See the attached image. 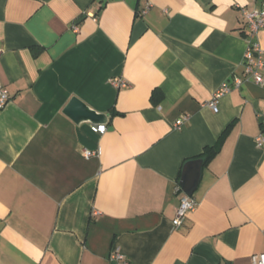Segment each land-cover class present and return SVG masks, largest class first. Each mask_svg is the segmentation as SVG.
<instances>
[{"label":"crops","instance_id":"1","mask_svg":"<svg viewBox=\"0 0 264 264\" xmlns=\"http://www.w3.org/2000/svg\"><path fill=\"white\" fill-rule=\"evenodd\" d=\"M262 1L0 0V264L264 254V82L245 80L241 64L242 9ZM257 40L264 49V29ZM222 83L214 112L207 101ZM72 97L109 115L104 132L63 113ZM232 120L201 163L196 208L174 227L184 166Z\"/></svg>","mask_w":264,"mask_h":264},{"label":"built area","instance_id":"2","mask_svg":"<svg viewBox=\"0 0 264 264\" xmlns=\"http://www.w3.org/2000/svg\"><path fill=\"white\" fill-rule=\"evenodd\" d=\"M242 14L245 21L247 36H246V48L242 56L241 64L243 65V73L245 75V80H251L256 84H263L264 78L262 75V70L264 68V49L260 46L257 40V34L260 30L264 29V0L261 5L251 11H246L242 9ZM1 54V49H0ZM111 83L115 87L125 86L126 83L122 79H113ZM242 83V79L235 77L233 79V87L238 88ZM230 90V86L227 83H222L219 88L214 92L210 100L207 101V106H209L214 112H217V99L225 92ZM9 101V92L6 87L0 82V110ZM188 120V116L184 115L177 119L175 125L180 127V125ZM96 132L102 133L106 130V126L102 124H97L94 126ZM255 144L257 147H262L264 145V135L263 133L258 134L255 137ZM99 149L96 151H91L85 149L83 151L84 156L97 155ZM197 206V200L192 195L183 194L179 200L178 206L176 207L175 214L171 223L174 227H178L182 224L186 216L192 212ZM113 258L119 260L121 264H127L125 258L119 252L113 254ZM252 264H264V254H254L252 256Z\"/></svg>","mask_w":264,"mask_h":264},{"label":"water","instance_id":"3","mask_svg":"<svg viewBox=\"0 0 264 264\" xmlns=\"http://www.w3.org/2000/svg\"><path fill=\"white\" fill-rule=\"evenodd\" d=\"M63 113L71 118L74 122H89L91 124L106 125L109 115L97 113L83 104L78 98L72 97L65 107ZM201 168V160L196 159L188 162L182 172L180 186L187 195H192L197 186Z\"/></svg>","mask_w":264,"mask_h":264},{"label":"trees","instance_id":"4","mask_svg":"<svg viewBox=\"0 0 264 264\" xmlns=\"http://www.w3.org/2000/svg\"><path fill=\"white\" fill-rule=\"evenodd\" d=\"M160 96H162L161 91L155 88L152 90L150 98L151 100L155 101V100H158ZM234 122L235 120H232L224 127V129L222 130V132L220 133L218 139L216 140L214 144L204 146L202 151L198 155L194 156L195 158H198L201 160L202 165H206L218 153L226 135L231 130Z\"/></svg>","mask_w":264,"mask_h":264}]
</instances>
